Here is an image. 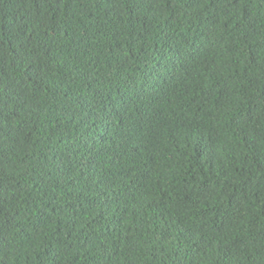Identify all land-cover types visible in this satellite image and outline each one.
I'll return each mask as SVG.
<instances>
[{
    "label": "trees",
    "instance_id": "obj_1",
    "mask_svg": "<svg viewBox=\"0 0 264 264\" xmlns=\"http://www.w3.org/2000/svg\"><path fill=\"white\" fill-rule=\"evenodd\" d=\"M0 264H264V0H0Z\"/></svg>",
    "mask_w": 264,
    "mask_h": 264
}]
</instances>
